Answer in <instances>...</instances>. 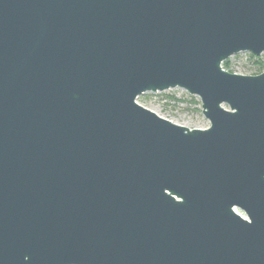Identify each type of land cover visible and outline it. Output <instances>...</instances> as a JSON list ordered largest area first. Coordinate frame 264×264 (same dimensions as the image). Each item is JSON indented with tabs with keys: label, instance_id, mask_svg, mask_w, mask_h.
Wrapping results in <instances>:
<instances>
[{
	"label": "water",
	"instance_id": "obj_1",
	"mask_svg": "<svg viewBox=\"0 0 264 264\" xmlns=\"http://www.w3.org/2000/svg\"><path fill=\"white\" fill-rule=\"evenodd\" d=\"M239 52L264 53V0H0V264H264ZM175 87L205 128L136 99Z\"/></svg>",
	"mask_w": 264,
	"mask_h": 264
},
{
	"label": "rangeland",
	"instance_id": "obj_2",
	"mask_svg": "<svg viewBox=\"0 0 264 264\" xmlns=\"http://www.w3.org/2000/svg\"><path fill=\"white\" fill-rule=\"evenodd\" d=\"M249 54V52H239L227 58L231 71L251 72L253 63ZM170 97H173V99H170ZM136 99L143 106L177 118L190 128H205L209 124V121L201 112L199 98L195 95H190L184 89L175 87L161 92H148L140 94ZM236 211L244 216L242 211L238 209Z\"/></svg>",
	"mask_w": 264,
	"mask_h": 264
},
{
	"label": "trees",
	"instance_id": "obj_3",
	"mask_svg": "<svg viewBox=\"0 0 264 264\" xmlns=\"http://www.w3.org/2000/svg\"><path fill=\"white\" fill-rule=\"evenodd\" d=\"M249 57L252 59V63H253V69L251 71V74H258L261 73L262 71H264V53L262 54V56H253L251 54H249ZM223 69L232 72L230 69V64L228 59L224 60L221 63ZM170 99H173V97H170Z\"/></svg>",
	"mask_w": 264,
	"mask_h": 264
}]
</instances>
